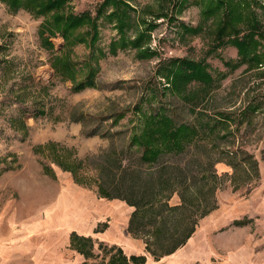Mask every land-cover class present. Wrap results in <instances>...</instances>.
Listing matches in <instances>:
<instances>
[{
    "label": "rangeland",
    "instance_id": "obj_1",
    "mask_svg": "<svg viewBox=\"0 0 264 264\" xmlns=\"http://www.w3.org/2000/svg\"><path fill=\"white\" fill-rule=\"evenodd\" d=\"M102 1L71 0L68 12L95 16ZM248 1L264 25V0ZM128 3L134 12L126 37L149 29L143 47L155 55L139 59L127 48L101 57L94 87L74 92L50 66L61 38L50 39L53 49L48 50L37 31L43 17L9 11L0 2V240L15 232L18 246H25L26 234L36 260L50 255L52 261L74 264L78 255L73 252L89 254L92 242H79L75 250L67 246L70 231H90L94 223L101 229L129 218L131 209L106 214L111 205L97 198L106 194L117 199L112 206L126 201L137 207L138 218L130 223L143 241L141 248L147 244L146 252L180 251L176 264H191L187 259L195 251L201 256L195 264H264V79L253 70L245 73L244 64L231 69L238 60L232 47L212 52L218 17L202 21L204 0ZM98 29L96 44L106 52L118 35L102 18ZM68 51L67 58L78 63L91 52L78 44ZM176 58L202 62L213 86L192 82L185 91L169 90L162 66ZM253 102L260 107L238 125L240 112ZM149 113L165 115L173 127L194 126L198 136L182 150L164 151L144 163L142 148L131 140ZM222 113L234 120L222 128L225 138L203 136L202 124ZM226 152H236L237 167L226 164ZM196 230L200 233L190 250L186 238ZM210 248L217 255H202ZM100 250L89 260L103 264L99 255H110L111 262L122 258L115 248Z\"/></svg>",
    "mask_w": 264,
    "mask_h": 264
},
{
    "label": "trees",
    "instance_id": "obj_2",
    "mask_svg": "<svg viewBox=\"0 0 264 264\" xmlns=\"http://www.w3.org/2000/svg\"><path fill=\"white\" fill-rule=\"evenodd\" d=\"M70 1L0 0L9 11L22 9L37 18L43 17L37 31L40 42L48 50L53 49L50 39L56 35L61 38L62 47L58 51L59 55L52 59L50 66L53 74L60 75L72 84L71 90L74 92L94 87L97 61L101 57L116 56L117 52L127 50V48L135 50L136 57L139 59L152 58L155 55V51L143 47L149 38V34L146 33L149 29L138 32L134 37H126V31L130 27L134 12L128 3L129 0H103L96 8L95 16L89 14L88 11L79 14L68 12L67 6ZM204 3L203 9L200 10L202 21L209 19L214 21L218 17L216 27L212 32V52H216L223 46L232 47L236 51L238 60L231 69H236L238 65L244 64L245 73L253 70L254 75H259L264 79V25L257 19L251 8V3L248 0H204ZM100 18L105 23L112 25L118 35L117 38L109 41L106 52L102 48H98L96 44L99 40L98 20ZM195 31L193 30V32ZM77 44L91 50L86 60L81 63L67 58L70 53L68 49ZM162 72L166 87L173 93L185 91L186 85L192 82L204 87L213 86L211 84L213 79L206 71L205 65L192 59H171L162 66ZM80 75L81 77L77 79ZM258 107H260V102L247 104L240 112L241 117L237 119V124L239 125L243 120L249 118ZM143 117L142 130L139 134L133 135L131 142L142 148L140 159L144 163H153L164 151L182 150L183 143H187L193 136H198V131L194 126L178 125V127H173L171 119L160 113H149ZM232 122L234 120L230 114L222 113L216 120L204 122L201 126V134L203 136L215 135L223 140L226 134L221 137L222 128H226L227 123ZM47 148L53 150V145L50 144ZM225 154H229L224 158L226 164L237 167L236 152H226ZM55 155L54 153V157ZM55 161L58 165L62 163L58 156L55 157ZM45 169L51 175L50 168L47 166ZM67 169L68 167L65 168V170ZM101 192L100 190L98 193ZM241 224L243 222L236 223V225ZM79 242L89 243L90 240L76 238L74 234H70V244L73 249ZM145 250H147V244ZM76 251L86 257L90 256L88 252L78 249ZM116 259L119 264H123L122 258L118 256Z\"/></svg>",
    "mask_w": 264,
    "mask_h": 264
},
{
    "label": "crops",
    "instance_id": "obj_3",
    "mask_svg": "<svg viewBox=\"0 0 264 264\" xmlns=\"http://www.w3.org/2000/svg\"><path fill=\"white\" fill-rule=\"evenodd\" d=\"M97 198L107 201L108 203L107 206L111 205V206H108L109 211L106 214L112 215V212H115L116 214L114 215L118 216L122 208H125L126 211L128 209H131L129 218L126 223L125 222L124 223L109 222L110 224L109 223L103 224L101 229H98L99 226H97V223H94L95 226L91 225L90 231L88 229H84L83 232L81 233H78V232L76 233V231H70L69 235L66 237L67 243H68L67 246L70 245V234H74L76 238L78 237V238L89 239L90 242H92L90 246V248H92V250L89 253L90 256L86 257L81 253L76 254L75 252H73L75 255H78L81 257V260L79 261L78 256H75L74 259L76 261L74 264H78V263L98 264L99 262L96 261V259L89 260V257H91L93 254H96V255L99 254L101 252L100 249L102 247H105L106 249L115 248L116 250H119L122 253V263L123 264H161V261H162V264H165L167 262H170L169 264H176L178 257L181 255L180 251L175 252V254L173 252H170L167 255H164L162 253L153 254L151 252H146L145 243L143 244V248H141L142 240L140 239V237L137 236L139 232L136 230L134 231L130 223L132 219L138 218L137 217V212H138L137 207L135 208L131 204H127L126 201L123 203L121 202L122 205L120 207H117L115 205L112 206L111 201L117 200V199L112 198V196L108 197V195L106 194L105 195L98 194ZM251 209L252 208L250 205L246 206L247 211L248 210L251 211ZM244 225L246 224L244 223L243 226ZM11 233L12 232H10V235L5 237V239L2 238V240H0V264H70L65 259H63L62 261H52L50 258V255H44L45 258L41 260L40 259L36 260L35 255H34V250H33L34 248L33 243L29 244L28 246L27 241L30 242L31 240L30 239L27 240V235L25 234V238H24V241H26V245L18 246V241L16 240L15 232L13 234ZM197 233H200V232L196 230V232H193L191 236H189L186 239L185 243L187 244V247L190 248V250L194 248L193 246H194L195 238L198 235ZM202 234L204 235L203 232ZM28 238H31V237L28 236ZM203 240H206V238L204 237ZM216 245L219 246L217 247L219 251L225 250L223 248H220V244H216ZM65 246H66V242H65ZM234 247L235 246L231 245L229 246L228 249H231V248L235 249ZM241 248L242 246L238 249H241ZM208 252L209 254H207V251H204L202 255L206 254L208 258H210L212 254L213 256L217 255L216 251L213 248L208 249ZM99 257H100V262L103 264H119L116 258H114L115 260L111 262L110 255H107L105 259L101 255H99ZM197 257L199 258L201 256L200 255L196 256V251H195L194 253H192V255L188 257L187 262L190 261L191 264H195ZM202 262L203 260L201 261V264L206 263V261H204V263Z\"/></svg>",
    "mask_w": 264,
    "mask_h": 264
}]
</instances>
